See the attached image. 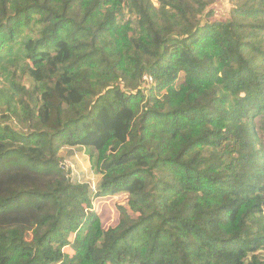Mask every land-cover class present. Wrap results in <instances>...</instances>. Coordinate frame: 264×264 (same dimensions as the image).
Segmentation results:
<instances>
[{
  "label": "trees",
  "instance_id": "1",
  "mask_svg": "<svg viewBox=\"0 0 264 264\" xmlns=\"http://www.w3.org/2000/svg\"><path fill=\"white\" fill-rule=\"evenodd\" d=\"M0 264H264V0H0Z\"/></svg>",
  "mask_w": 264,
  "mask_h": 264
},
{
  "label": "rangeland",
  "instance_id": "2",
  "mask_svg": "<svg viewBox=\"0 0 264 264\" xmlns=\"http://www.w3.org/2000/svg\"><path fill=\"white\" fill-rule=\"evenodd\" d=\"M225 3V0H220ZM66 156L65 164L71 170V177L75 182L88 184L95 190L99 184L100 176L95 172L92 160L85 150H73L62 153ZM126 199L123 196L103 198L93 201V208L100 217L103 229L114 227L118 222L117 206L125 205ZM65 253L72 254L70 249H65Z\"/></svg>",
  "mask_w": 264,
  "mask_h": 264
},
{
  "label": "built area",
  "instance_id": "3",
  "mask_svg": "<svg viewBox=\"0 0 264 264\" xmlns=\"http://www.w3.org/2000/svg\"><path fill=\"white\" fill-rule=\"evenodd\" d=\"M144 79H146V77ZM147 81H150V80H147Z\"/></svg>",
  "mask_w": 264,
  "mask_h": 264
}]
</instances>
